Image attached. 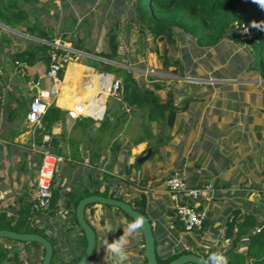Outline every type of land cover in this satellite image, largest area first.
Returning a JSON list of instances; mask_svg holds the SVG:
<instances>
[{"label":"crops","instance_id":"1","mask_svg":"<svg viewBox=\"0 0 264 264\" xmlns=\"http://www.w3.org/2000/svg\"><path fill=\"white\" fill-rule=\"evenodd\" d=\"M48 2L53 7L56 0ZM47 4L45 0H41L37 11L38 17L37 15L36 17L39 23L43 19L46 20L40 24L46 27L51 25L52 32L56 35L55 41H60L63 45L65 43L67 47L78 52L77 56L94 57L69 45L68 42L71 43L72 39H66L64 36L65 33L77 34L79 32L78 43L83 47L97 53L107 50V48L103 50L108 45L107 39L105 41L101 40V37L99 39L91 37V30L88 27L82 31L84 26L78 24L71 6H69L71 10L67 15L55 9V20L50 24L49 15L52 13H47V10L51 9V7H46ZM68 19L73 22L74 29L67 30L65 27ZM91 39L88 45L87 42ZM41 40L35 34L28 33L24 26H10L0 22V93L2 94L0 99V191L5 185L9 187L14 184H8V181H16L18 178L16 174L20 175L21 171L28 173L35 171L36 182L38 179L42 155L32 150L33 145H39L35 130L24 116V112H28L33 96H31L32 93H26V78L20 73L19 67L12 63L11 54L30 45V41ZM118 58L122 61L110 62L134 70L140 84L150 87L155 80L161 83L167 80L160 74H152L149 77L153 82L149 85L144 81L142 68L135 65L145 63L146 59L138 55L134 57L135 59L133 57L126 59L125 56L120 55V52H118ZM79 65L81 64L71 63L65 67V74L58 85V92L51 98L52 103L67 112L72 109L73 105L82 103L87 109L92 110V113L97 116L101 115L93 117L84 113L76 119L70 117L66 121L67 135H56V140L63 143V152L66 154H69L74 147L68 142V138L73 136L75 143L80 144L79 150L84 162L74 167L77 170L74 182L78 186L88 184L90 188L97 187L95 183L92 184L89 181L87 173L85 175L83 173L84 171L89 172L88 163L92 153L90 141L98 136L96 131L100 125L99 122L106 114L109 113L113 119L122 112H127L128 115L125 120L121 121V129L117 135L123 142V148L116 158L117 164L112 173L123 179L129 176L130 182L121 183L119 186V193L124 194L125 200L130 201L142 192L147 194V215L152 221L158 254L163 257L168 255L177 257L181 252L186 251V253H197L200 256L205 255L209 261L208 264H264V252L259 253L251 244L257 229H253L251 235H237V229L245 215L253 214L259 221L258 227L262 226L264 220V84L262 87L251 89L242 88V84L238 89H222L220 86L223 83L219 82V79H215L216 82L210 80L209 77L199 78L192 75L186 76V74L180 76L183 79L180 80L183 86L178 89L177 97L188 96L177 105L184 107L186 104L183 102L186 99H197L198 97L200 103L192 106L191 101L175 115L171 126H168L167 121H153V133L162 135L164 140H158L155 146H151L148 141L135 144L141 134L142 118L137 114H132L131 107H120V98L108 97L104 92L106 85L117 77L100 69ZM27 66L29 72L36 76L42 74L47 67L42 61ZM84 68L93 71L88 72ZM95 70L98 73H95ZM45 84L48 85L44 86L45 89H50L52 83L46 81ZM195 85L199 87H192ZM225 85L231 86V83H225ZM23 100L26 103L21 107L19 104ZM15 109L19 113L16 118H11ZM250 111H254L255 114ZM214 115L216 118L212 119ZM88 117L95 119L96 122L91 124L88 121L87 127L75 128L77 120ZM57 129L62 131L61 127ZM150 147L153 148L151 156L141 163L138 162L137 159L145 155ZM156 151L160 154L153 159L152 156ZM17 158L20 159V163L16 168ZM113 158L109 148H105L101 160L108 161ZM59 164H63L67 171L69 165L66 161ZM105 165L106 162L100 166V172L105 170ZM126 166H129V174L126 173ZM175 170L182 171L190 186H201L206 183H212L214 186L211 196L198 204L206 212V221L199 230L184 231L181 224L176 221L174 210L177 198L166 187V179ZM4 174H7L5 179ZM102 175L103 172L99 176L100 190H104L106 184L102 181ZM24 178L22 176L21 180L26 181ZM84 178L87 180L83 183ZM33 196L32 198L26 196V199L34 202ZM12 206L16 208L15 205ZM8 208L10 209L11 206ZM86 214L90 224L95 225L100 241L91 264H114L115 256L122 257L127 262L138 258V249L136 252L128 251L131 239L136 241L140 248H144L142 260L145 259L144 240L142 241V234L134 223L133 226H129L130 236L123 231V236L117 234L112 238L107 235L108 231L115 232L120 228L122 231L124 228L122 223L115 218L117 214H111L106 205L99 203L87 208ZM99 216L100 222H98ZM112 218L115 220L114 226H111ZM233 220L236 224L229 232V223ZM56 241L58 244L62 243L59 236L56 237ZM0 243L17 251L18 258L22 260L26 249L21 245H16L22 243L24 245V242L9 241L3 238ZM33 249L32 254L35 253L37 259L33 264H41L44 253L40 257L37 249ZM69 250L73 251L71 248L58 247L59 252L67 253ZM11 256L12 253L8 257L11 259ZM128 256L130 257L127 258ZM3 264L19 263L6 260Z\"/></svg>","mask_w":264,"mask_h":264},{"label":"trees","instance_id":"2","mask_svg":"<svg viewBox=\"0 0 264 264\" xmlns=\"http://www.w3.org/2000/svg\"><path fill=\"white\" fill-rule=\"evenodd\" d=\"M40 4L41 0H0V22L10 26H24L28 33L35 34L42 39L41 41H30V45L11 54V61L14 65H16V61L24 62L27 65H34L42 61L47 65V69L50 64V50L53 47L49 43L55 42L56 35L52 32L51 25L46 27L39 23L37 11ZM134 10L135 21L140 26L141 31H149L157 43L152 51L157 54L161 66L164 69L173 68L174 72L180 76H185V68L182 59L177 56L179 36L184 34L190 35L194 41V52L197 54L204 52L203 48L216 47L226 39L239 40L241 36H239L240 33L236 29L237 25L249 22L254 24L259 23L260 32L257 35V39L249 42L251 55L249 57L248 71L255 72V74H258L264 80V0H135ZM49 12L47 10V13ZM118 32V30L115 33L112 30L108 32V48L106 51L97 53L83 47L78 42L74 44V47L77 50L94 56L87 57V65L112 73L121 80L120 107H131V113L137 114L142 118L140 124L141 134L135 141V144L148 141L149 145L155 146L158 140H164V137L153 133L152 122L167 121L168 126H171L175 115L195 99H186L183 102L186 105L179 107L175 104L176 94L172 90H169L164 96L160 93L164 89L161 82L155 80L152 87H147L138 82L134 70L110 62L120 61L118 60L120 47ZM62 72L59 73L60 77H62ZM25 103V100H23L19 105L23 107ZM18 113L19 111L15 109L11 118H16ZM26 115L27 111L24 112L25 117ZM127 115V112H122L119 116L112 119L109 113L106 114L99 122L100 125L96 131L98 136L92 138L90 141L92 153L88 163L89 172L87 176L92 184L95 183L97 185L96 188H90V185L87 184L63 191V188L56 184L54 176L51 183L53 197L48 210H35L33 201H28L25 197L26 195L20 196L18 197L19 206L14 210L15 213L8 215L7 210L0 211V229H9L21 233L33 232L42 234L54 245V255L51 264H56L57 262L61 264H76L87 245L84 231L79 226L76 218L78 202L83 197L91 194L125 200L124 194L119 193V186L121 183H129V176L123 179L112 172L117 164L116 158L123 148V142L117 137L121 129L120 123L125 120ZM67 119H70L68 112L52 103L43 117L42 126L36 129L35 134L38 145H40L43 142L44 131H51L49 145L53 147V152L56 155L62 156L65 159L69 165L67 171L71 172V168L82 165L84 159L81 157L82 154L79 150L80 144L75 143L73 136L68 138V142L74 146L69 154L63 152V143L56 140V135H67ZM88 121L91 124L96 122L95 119L89 117L77 120L75 128L78 126L87 127ZM60 127L62 128L60 133L52 132L53 128ZM107 147L112 152L114 158L108 161L101 160L102 152ZM105 162V170L101 172H103L102 181L106 184L104 190H100V186H98L100 184V166ZM125 170L127 174L130 173L129 166H126ZM129 202L135 209L147 214L148 197L145 192L138 194V196L132 198ZM92 205H88L87 208H90ZM106 207L111 214L121 213L126 219L134 223L133 219L120 208L114 206ZM63 210H66L67 214L62 223L58 221L56 215ZM45 215L48 216L45 217ZM51 218H53L51 225L49 223L44 224V220H52ZM176 221L180 224L177 218ZM88 222L90 223L89 220ZM235 224L234 220L229 223V232L234 229ZM114 225L115 220L112 218L111 226ZM134 225L136 226L135 223ZM261 225L258 227L259 221H257L253 214H247L237 229L238 236L251 235L253 229H260L259 231L256 230L257 233L254 235V240L251 243L259 253L264 252V220ZM54 228L56 229V233L54 232ZM73 231H75L74 236L71 235ZM122 232L123 230L121 231L120 228L115 232L113 230L108 231L107 235L111 237H115L117 234L123 236ZM96 233L98 232L96 231ZM58 236L62 242L61 244H58L56 241V237ZM141 237L143 241V236L141 235ZM9 241L16 240L9 239ZM24 243L41 247L37 242ZM128 245L130 246L128 251L136 252V249H138V258L130 259L127 262L124 258L115 256L114 264H147L146 259L142 260L144 248H140L139 244L132 239ZM58 247L63 249L71 248L73 251L70 252L69 250L67 257L62 258L59 255ZM97 248L98 246H96V250L86 264L92 263ZM75 249H80V252L77 253ZM10 253H12L11 259L8 257ZM182 253H186V251L180 254ZM201 256L205 259L206 264H208L209 261L205 255L201 254ZM237 256L240 257L239 255ZM157 258L160 264H166L175 258V256L168 255L163 257L157 252ZM6 260H14L16 263L21 262L17 251L5 247L0 243V264H3Z\"/></svg>","mask_w":264,"mask_h":264},{"label":"rangeland","instance_id":"3","mask_svg":"<svg viewBox=\"0 0 264 264\" xmlns=\"http://www.w3.org/2000/svg\"><path fill=\"white\" fill-rule=\"evenodd\" d=\"M48 1L49 0H45V2L48 3L46 7L47 8L51 7V9L49 10L52 13L51 15H49L50 24H52L55 20V9L59 13H62L63 15H67L71 10L69 6H71L72 12L74 13L75 18L78 20V24L84 26L82 31L85 30L86 27H88V29L91 30V34H90L91 37H96L98 39L99 37H101V40L104 39L106 41L108 37V32L110 30H112L114 33L115 31L118 30L119 31L118 39L120 41V47H119L120 55L125 56L126 59L127 57L128 58L133 57V59H135L134 57H136L137 55L141 56L142 59H146L145 63H141L139 65L135 64L137 67L142 68L141 71L144 74V81L150 85L153 82L152 79H150L149 77L150 75L160 74V76L162 77L164 76L163 78H166L167 80L162 82L164 89L161 90L160 93L164 96L169 90H172L176 94V101L177 99H179L177 97V92H179L178 89H180L183 86V82L180 81L183 79L180 77V75L174 72L173 68L164 69L161 66L157 54L152 51V49L157 44L154 41L153 36L147 30L141 31L140 26L135 21V15H134L135 0H56V3H54L53 7L51 6V4H49ZM45 18L47 19V17ZM43 20L40 23L46 22V20L45 21ZM65 27L67 28V30L74 29V24L71 21V19L67 20ZM78 35L80 36L79 32L77 34L75 33L64 34V36H66V39H72V42L71 43L68 42V43L73 47L74 44L77 43L80 38L78 37ZM91 41L92 39L90 40V42H87L88 45L91 43ZM249 42L250 41H245L242 37L239 38V40L226 39L218 46L205 47L203 48L204 52L196 54L193 48L194 41L191 39L190 35L184 34L178 37L177 56L182 59L186 76L192 75L195 77L197 76L199 78L209 77L210 80L212 79L213 81H216L215 79H219V82L223 83V85L220 86L222 87V89H228V88L238 89L240 88L239 86L241 84H242L241 87L246 89L259 88L263 86L264 81H262L260 76L258 74H255V72L248 71L249 61H250L249 57L251 55V47ZM65 47L67 46L65 45ZM106 48H108V45L104 47L103 50H105ZM77 55L78 52L73 53L72 55L73 59L71 61L72 64L74 65L81 64L82 66L79 65L81 67L88 64L87 57L81 55L77 56ZM137 58L139 59L140 57ZM118 60L122 61L121 58H118ZM64 70L65 68L63 69L62 77H60L59 75L60 80L61 78H63V74H65ZM85 71L92 72L93 70L86 69ZM95 73H98V71L95 70ZM45 83H46V79H42V83L40 87H44V86L47 87L48 85ZM225 83L226 84L231 83V86L225 85ZM196 86L199 87V85H195L192 87H196ZM26 90H27L26 93L35 94L34 92L35 89L32 90V88L26 86ZM199 100L200 98L198 97L197 99H195V101H192L190 105L192 106L198 105L200 103ZM251 113L255 114L254 111ZM215 118L216 115H214L212 119ZM159 154H160L159 151H156L152 156L153 159H156L159 156ZM16 161L18 162L16 166L17 168L19 166L20 159L17 158ZM76 171H77L76 168L72 167L71 172L67 173V171H65V166L63 164H58L57 170L55 172L56 184L60 185L63 188V191L64 190L67 191L70 190L71 188L78 187V184L74 182V178H76L75 177ZM32 172L34 174L28 173L26 171H21L20 175L17 173L16 176H18V178H16V181L14 180L10 182L8 181V184L14 183L11 186H9L10 189L9 187H7V185H5L6 187L4 186L3 189H1L0 191L1 211L7 210L8 215H11V213H15L14 210H16L19 206V200L17 199L18 197L23 195L24 196L26 195L30 198H32L33 195H34L33 198L35 197L37 182L35 179L36 178L35 171ZM83 173L85 175V173H88V171L87 172L84 171ZM6 176L7 174H4L3 178L5 179ZM22 176L23 178L25 177L24 179H26V181L21 180ZM85 180H87V178L83 179V183L85 182ZM3 183L5 184V182ZM12 205H15L16 208H13ZM9 206H11L10 209L8 208ZM66 212H67L66 210H63L62 212H59L56 215L59 222L63 223V220L65 219L67 214ZM116 216L117 217L115 218L118 219V222L122 223V226H124L123 228L124 233L130 236L129 226H133V222L126 219L125 216L121 213H118ZM51 219L52 220L49 219L44 220V224L49 223V225H51L53 218ZM100 221L101 218L99 216L98 222ZM92 225L95 228V225L93 223ZM55 231L56 229L54 230V232ZM97 234H98L97 246H99L100 244L99 233ZM71 235L74 236L75 231H73ZM20 245L24 247V249L26 250L19 264L21 263L33 264L37 261L35 253L32 254V251L34 250L33 248L37 249V252L39 253L40 257L44 253L43 248L38 247L36 245L33 244L25 245V243L23 245L22 243L16 246H20ZM29 247H31V249ZM75 250L77 253L80 252V249H75ZM59 255L62 258L67 257V253L65 252L64 253L59 252ZM56 264H61V263L57 262Z\"/></svg>","mask_w":264,"mask_h":264},{"label":"built area","instance_id":"4","mask_svg":"<svg viewBox=\"0 0 264 264\" xmlns=\"http://www.w3.org/2000/svg\"><path fill=\"white\" fill-rule=\"evenodd\" d=\"M236 29L239 31L240 36L245 41H252L257 39L260 32V24L242 23L237 25ZM52 45L50 50V64L48 68L41 74L33 75L29 72L27 64L24 62L16 61V65L20 69L22 76L26 78V86L35 89V94H32V102L29 106L26 120L32 125L36 131L37 128L42 126L43 117L46 114L48 107L52 103V96L58 92V85L60 83L59 73L68 66L75 51L72 48L65 47L60 41L49 43ZM42 79L52 83L50 89L40 87ZM122 83L119 78L113 79L108 83L104 89L108 97L115 99L120 98ZM2 94L0 93V99ZM86 108L85 104L79 103L72 109L68 110L69 117L78 118L79 115L84 113L93 117H100ZM53 133H60L57 128L52 129ZM43 142L37 146L33 145L32 150L38 151L42 155V163L38 172L37 188L34 197L35 210H48L51 205L53 191L52 180L55 176L57 166L60 162L64 161L62 156L56 155L53 152V147L49 145L51 141V131L46 130L42 137ZM166 187L172 195L177 198L175 205V215L180 221L184 231L199 230L203 227L204 220L206 219V212L201 209L198 204L208 199L214 192L212 183H206L201 186H190L185 180L182 171L175 170L167 179ZM260 229H257L259 231Z\"/></svg>","mask_w":264,"mask_h":264},{"label":"water","instance_id":"5","mask_svg":"<svg viewBox=\"0 0 264 264\" xmlns=\"http://www.w3.org/2000/svg\"><path fill=\"white\" fill-rule=\"evenodd\" d=\"M188 96V95H187ZM187 96L179 97L176 105L184 100ZM153 148H149L145 155L137 159L138 162H143L151 156ZM99 203L102 205H109L120 208L125 214L131 217L134 223L139 228L145 244V259L147 264H160L157 258L156 251V238L153 231L152 222L147 214H144L137 209H135L132 204L127 200H122L118 198L103 196L99 194H91L83 197L77 204L76 207V218L79 226L84 231L87 245L81 255L80 259L76 264H86L88 259L93 255L97 246V233L92 225L88 222L86 218L87 206L90 204ZM6 238L21 242H37L41 245L44 250V256L41 264H51L54 255V245L53 243L44 235L33 232H16L9 229H0V240ZM206 264L203 257L197 253H182L177 257L171 259L166 264Z\"/></svg>","mask_w":264,"mask_h":264},{"label":"bare ground","instance_id":"6","mask_svg":"<svg viewBox=\"0 0 264 264\" xmlns=\"http://www.w3.org/2000/svg\"><path fill=\"white\" fill-rule=\"evenodd\" d=\"M75 105H73L72 107H74Z\"/></svg>","mask_w":264,"mask_h":264}]
</instances>
